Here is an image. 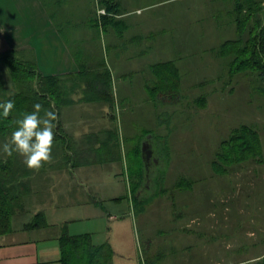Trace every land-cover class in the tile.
<instances>
[{
    "label": "rangeland",
    "instance_id": "rangeland-1",
    "mask_svg": "<svg viewBox=\"0 0 264 264\" xmlns=\"http://www.w3.org/2000/svg\"><path fill=\"white\" fill-rule=\"evenodd\" d=\"M189 8L191 12L186 14L185 24L190 25L186 32L190 45L183 53L175 45L176 40L165 37L163 40L169 42L168 47L157 46L155 52L143 53L142 57L124 52L127 70L123 74L113 60H118L114 56V50L118 48H111L110 58L106 60L98 43L99 37L92 36L90 52L83 46L79 53L89 57L94 65L90 68V87L59 82V88H56L53 80L45 81L44 86L37 77H27V86L21 88L13 78L9 64L0 60V81L6 90L0 98L18 93L26 96L23 112L16 113L13 126L19 116L33 110L36 102L43 106L41 116L47 110L57 112L63 106L87 101H90V112H112L116 126L113 122L111 126L116 127V133L113 130L90 137L92 141L95 138V145H103L94 149V161L100 163L98 166H103L105 163L100 161L106 162L110 154L125 158L120 166V189L125 195L121 208L124 210L118 218L127 224V242L119 249L121 255L114 251L117 256L136 260V264H251L250 259L264 251V234L258 232L257 236H252L250 214L240 213L233 203L236 189L230 174L236 167L230 169V174H224L220 172L226 167L224 159L216 161L221 169L214 162L232 130L247 121L245 108L258 111L261 85L250 82L253 92L246 96L243 85L237 83L244 73L235 70L237 62L232 56L226 57L222 53L223 44L236 37L228 30L231 20L223 0H171L159 8V13H186ZM150 14H158V8L146 11L144 16ZM144 24L152 25V22ZM173 32L171 28L157 34L172 36ZM26 61L32 63L30 58ZM166 61L174 62L175 67L168 73V80L161 81L152 73L151 66ZM24 70L28 74L29 69ZM245 75L258 78L254 70ZM228 79L232 80V86L219 93L220 83ZM31 81L39 97H32L30 101ZM150 86L158 87L156 98L150 92ZM78 87L80 93L76 91ZM64 110L67 112V108ZM117 124L123 127L124 135ZM10 129L0 136V157L9 156L3 152L2 145L10 137ZM148 138L152 139L154 159L160 161L158 166L150 164L149 172L140 154V148L142 150ZM60 144L59 149L53 145L54 154L58 150L65 152V145ZM11 158L16 163L22 161V156L16 152ZM45 168L54 169L55 166H43ZM112 168L115 169V165ZM108 172L101 170L99 174L107 175ZM136 180H142L148 186L140 195H135ZM17 193H22L21 187ZM102 204L109 211H116L110 200L104 199ZM22 206H25L23 199L17 210ZM50 211L53 208L49 205L43 209L45 223L56 219ZM94 235L105 239L102 234Z\"/></svg>",
    "mask_w": 264,
    "mask_h": 264
},
{
    "label": "crops",
    "instance_id": "crops-1",
    "mask_svg": "<svg viewBox=\"0 0 264 264\" xmlns=\"http://www.w3.org/2000/svg\"><path fill=\"white\" fill-rule=\"evenodd\" d=\"M169 1L171 0H0V53L13 50L24 60L30 58L39 78L47 82L48 78H54L56 88H59V82L85 85L87 88L90 87V68L94 65L90 63L89 57H82L79 53L83 46H86V52H90L92 36L99 37L98 43L106 60L110 58L111 48H118V53L114 50V56L118 60H113L121 73L127 70L124 61L126 54H140L142 57L143 53L155 52L154 48L157 46L168 47L169 42L163 40L165 37H172L174 42L176 40L175 45L182 50L181 53L184 52L190 45L186 35L190 25H186L185 21L188 20L186 14H190L191 8L186 13H159V8ZM231 1L223 0L229 16ZM154 8H158V14L144 16L146 11ZM101 10H106V14H100ZM230 20L228 30L237 37V28L231 16ZM151 22L152 25L144 24ZM171 28L174 31L172 36L157 34ZM153 37L157 39L153 40ZM124 52L126 54L122 56ZM139 60L142 61V58ZM246 75L244 73V77L237 80L239 86L243 85L244 94L248 96L253 92L249 87L251 82L261 85L258 91L262 96L259 98L257 112H252V108H245L247 121L240 126L253 127L259 134L262 161L251 160L238 164L231 174H227L232 176L236 189L233 203L240 213L250 214L251 235L255 237L258 232L264 234V77L258 76L255 79ZM220 84L218 91L224 93L233 82L228 79ZM76 91L80 93L81 89L78 87ZM89 102L58 109L54 146L59 149L60 143L65 145V152L58 150L54 154L52 151V160L44 164L45 167L54 165V169L42 167L33 170L24 164L23 156L22 161L17 163L11 156L3 157L12 160L13 165L20 169V172L16 170L19 173L15 178L22 190L19 194L20 203L23 199L25 206L14 214L12 230L0 237V264H62L59 239L65 230L71 235L91 234L95 245L108 242L121 255L119 249L127 242V224L118 218L124 210L121 208L125 195L124 190L120 189V166L125 158H116L110 154L106 162L100 161L105 163L103 166L95 163L94 149L102 148L103 145H95V138L92 141L90 135L113 130L116 133V118L112 112H90ZM112 122L115 126H111ZM117 125L119 132L123 134V127ZM151 138L145 142L149 141L151 145ZM107 153L109 155V152H105V155ZM140 154L143 157L141 148ZM152 158L149 165L154 163L158 166L159 159L153 162ZM113 165L115 169L112 168ZM31 170L33 171L30 173ZM101 170L109 172L107 175H100ZM137 183L140 195L142 189L148 186H141L140 181L136 180V187ZM104 199L110 200L116 206V211L105 208L102 204ZM48 205L53 208L49 213L56 219L48 223L42 221L41 225L28 228L27 225L34 222L38 214H44L43 209ZM94 234H102L105 239L101 240ZM119 255L115 254L114 264H136V260ZM263 259L264 251L250 261L254 264Z\"/></svg>",
    "mask_w": 264,
    "mask_h": 264
},
{
    "label": "trees",
    "instance_id": "trees-1",
    "mask_svg": "<svg viewBox=\"0 0 264 264\" xmlns=\"http://www.w3.org/2000/svg\"><path fill=\"white\" fill-rule=\"evenodd\" d=\"M230 16L237 28L238 36L228 40L223 44L222 53L226 56H232L233 61L237 62L235 70L239 73H246L254 70L257 76L264 77V0H232ZM18 53L11 50L0 53V60L9 64L12 76L15 82L22 88L27 86L26 78L37 77L44 86L45 80L39 78L38 71L34 63L17 57ZM172 61L160 62L151 66L152 73L161 81L166 78L169 72H172L175 65ZM24 68H28V74H25ZM54 78H48V82ZM0 81V94H5L6 90L2 87ZM158 88V87H157ZM156 87L150 86V92L156 98L158 93ZM167 91L170 90L166 85ZM30 101L32 97H39V92L33 87V81L30 83ZM43 95V93L41 92ZM178 94V92H176ZM36 97V98H37ZM23 93L0 98V103L9 99L14 100L15 108L6 118L0 119V136L8 133L13 128V118L17 112H23L24 99ZM149 142V141H147ZM221 155V157H220ZM219 158L224 159L226 165L220 172L229 173L233 166L242 164L251 160L262 161V146L260 136L257 131L250 126H240L232 131L228 139L222 144ZM212 162V163H213ZM220 167V166H219ZM221 169V167H220ZM12 160H6L0 157V237L8 234L12 230L11 222L14 214L20 205V196L17 191L20 189L15 181V176L19 172ZM140 185L144 186L142 180ZM146 185V184H145ZM135 195L140 192V187H136ZM133 193V200L135 198ZM44 221V215L38 214L34 222L27 225L28 228H35ZM61 263L62 264H113L115 252L109 243L95 245L91 234L71 235L64 231L60 237ZM264 264V259L259 262Z\"/></svg>",
    "mask_w": 264,
    "mask_h": 264
},
{
    "label": "clouds",
    "instance_id": "clouds-1",
    "mask_svg": "<svg viewBox=\"0 0 264 264\" xmlns=\"http://www.w3.org/2000/svg\"><path fill=\"white\" fill-rule=\"evenodd\" d=\"M42 105L36 102L32 111H26L15 121L10 137L2 145V150L11 156L16 152L24 157V164L39 170L52 160L55 130L58 124V113L45 111L41 116ZM15 108L12 99L0 103V119L6 118Z\"/></svg>",
    "mask_w": 264,
    "mask_h": 264
},
{
    "label": "water",
    "instance_id": "water-1",
    "mask_svg": "<svg viewBox=\"0 0 264 264\" xmlns=\"http://www.w3.org/2000/svg\"><path fill=\"white\" fill-rule=\"evenodd\" d=\"M142 153H143V159L146 163V166H148L153 156V150L151 149V145L149 142L144 143L143 148H142Z\"/></svg>",
    "mask_w": 264,
    "mask_h": 264
},
{
    "label": "built area",
    "instance_id": "built-area-1",
    "mask_svg": "<svg viewBox=\"0 0 264 264\" xmlns=\"http://www.w3.org/2000/svg\"><path fill=\"white\" fill-rule=\"evenodd\" d=\"M100 14H106V10H101Z\"/></svg>",
    "mask_w": 264,
    "mask_h": 264
},
{
    "label": "flooded vegetation",
    "instance_id": "flooded-vegetation-1",
    "mask_svg": "<svg viewBox=\"0 0 264 264\" xmlns=\"http://www.w3.org/2000/svg\"><path fill=\"white\" fill-rule=\"evenodd\" d=\"M153 157V156H152ZM153 159V162H155L156 160L154 159V157L152 158ZM154 164V163H153Z\"/></svg>",
    "mask_w": 264,
    "mask_h": 264
}]
</instances>
